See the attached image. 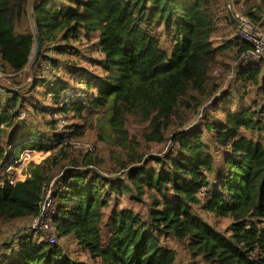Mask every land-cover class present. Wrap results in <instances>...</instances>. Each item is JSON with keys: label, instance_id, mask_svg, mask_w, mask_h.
Instances as JSON below:
<instances>
[{"label": "trees", "instance_id": "16d2710c", "mask_svg": "<svg viewBox=\"0 0 264 264\" xmlns=\"http://www.w3.org/2000/svg\"><path fill=\"white\" fill-rule=\"evenodd\" d=\"M226 1L0 0V223L36 217L54 184V234L95 264H180L169 240L184 264H264V63L222 70L227 88L215 79L229 49L237 62L253 47ZM231 2L264 25V0ZM70 113L82 123L64 133L57 115ZM94 115L118 149L110 163L70 142ZM131 118L146 124L142 143L171 149L141 151ZM32 151L53 153L13 179ZM40 238L6 241L0 264H88Z\"/></svg>", "mask_w": 264, "mask_h": 264}, {"label": "rangeland", "instance_id": "374dc122", "mask_svg": "<svg viewBox=\"0 0 264 264\" xmlns=\"http://www.w3.org/2000/svg\"><path fill=\"white\" fill-rule=\"evenodd\" d=\"M232 0H227L226 3L231 4L233 12L236 14L238 19L243 22V23H249V17L245 16L244 14H240L236 6H234L231 2ZM226 6V5H225ZM230 14V13H229ZM261 29L264 31V25L261 27ZM87 49L91 52L93 51V48L91 47L90 44H87ZM94 57H99V54L97 52H92ZM233 56H234V50L229 49L226 54H224L222 57L223 59V65L219 68H214L212 70V74L216 77L215 79L217 81H220L222 83L223 88H227L232 82H231V74L229 75L228 73H222V70L225 71H232L234 67L236 66L237 63H239L242 59L241 58L237 62H233ZM202 110V109H201ZM202 111H195L192 113L190 116H186V120L188 121V125H193L199 122L201 118ZM101 116L102 121H106L105 114H96ZM96 115L91 116L93 117V127L83 136V137H78L74 138L73 140H70L71 144L75 147V149H83L84 151L89 150L92 148V150L95 149H100V153H102L105 158L107 159L108 163L111 162V155L113 154L114 151L118 150L115 149L111 146H107L100 140V134L103 132L101 123H97V117ZM57 117L61 120L60 123L58 124V128L60 131H63L66 133L69 131L71 127H73L77 123H82V120L77 119L76 117L73 116L72 113L66 115V114H58ZM58 123V122H57ZM106 125V124H103ZM146 124L142 123L139 119H133L131 118V122L129 124V128L131 133L137 138L140 143L143 142L142 138V132L145 128ZM43 128L44 126H40ZM96 148H95V147ZM171 149V142L166 141L164 143H158V144H145L142 143V146L140 148L141 151H146L149 155H156V156H161L164 155L166 152H168ZM53 151H48V152H39V151H32V152H27L24 153V156L22 157V160L20 163L16 164L15 167L10 170L11 176L13 179H25L27 176L26 172V167L29 163V161H36L40 162L44 160L46 157H48L50 154H52ZM103 166V165H102ZM11 169V168H10ZM102 171L107 174H109V169L105 166L101 167ZM114 172V171H111ZM54 184L50 186L48 191L50 192L53 190ZM47 191V193H48ZM50 194V193H48ZM33 217L30 218H23V219H17L11 222H3L0 223V249L2 248L1 245L5 243L6 241H10L13 239H16L19 235L22 233H25L27 229L31 226L33 222ZM214 221L221 226L222 229H225L231 222L229 218H221V219H214ZM31 232V231H30ZM34 233L35 236L41 237L40 239H46L48 240V237H46L43 234H40L39 232H32ZM56 235V242L60 245H63V247L70 253L72 256L76 259L84 260L87 261L88 264H95L93 261H89L87 255L85 254H80L75 252L77 245L70 239L67 238H58L57 233ZM169 244L176 249L178 253V260L180 264H184L188 260V251L185 247L184 244L182 243H175V241L169 240ZM77 256V257H76Z\"/></svg>", "mask_w": 264, "mask_h": 264}, {"label": "built area", "instance_id": "2783aa9c", "mask_svg": "<svg viewBox=\"0 0 264 264\" xmlns=\"http://www.w3.org/2000/svg\"><path fill=\"white\" fill-rule=\"evenodd\" d=\"M249 28H251L254 32L260 33L264 35V31L249 21V23H244ZM241 36L244 40L250 41L253 43V47L250 48L242 55V59L249 63L254 64H262L264 63V42L262 39L255 37L253 34L240 30ZM3 172L0 168V183H1V176ZM52 190L46 194L42 204L41 210L36 217H34L33 222L29 229L26 232H39L46 237L50 242H56V237L54 234V223H53V215L56 212L57 203L52 197Z\"/></svg>", "mask_w": 264, "mask_h": 264}, {"label": "water", "instance_id": "95a60500", "mask_svg": "<svg viewBox=\"0 0 264 264\" xmlns=\"http://www.w3.org/2000/svg\"><path fill=\"white\" fill-rule=\"evenodd\" d=\"M228 10H229V13H230L233 21L236 23V25L239 27L240 30L247 31V32L253 34L255 37L262 39V41L264 42V35L257 33V32H254L251 28H249L247 25H245L243 22H241L238 19V17L236 16V14L233 12V9H232V6L230 3H228ZM36 37H37V47H36V50L34 52L32 62L30 64L31 76H30L28 83L36 77L37 63H38V60L40 58L41 50L43 47V38H42L41 34L37 33Z\"/></svg>", "mask_w": 264, "mask_h": 264}]
</instances>
